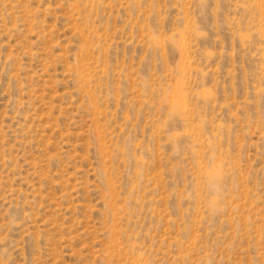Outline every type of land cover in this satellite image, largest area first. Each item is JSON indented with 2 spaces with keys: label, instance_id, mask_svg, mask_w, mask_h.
<instances>
[{
  "label": "rangeland",
  "instance_id": "obj_1",
  "mask_svg": "<svg viewBox=\"0 0 264 264\" xmlns=\"http://www.w3.org/2000/svg\"><path fill=\"white\" fill-rule=\"evenodd\" d=\"M0 264H264V0H0Z\"/></svg>",
  "mask_w": 264,
  "mask_h": 264
}]
</instances>
